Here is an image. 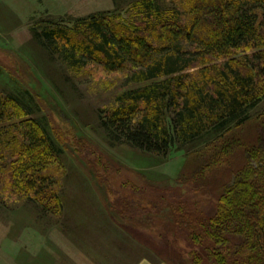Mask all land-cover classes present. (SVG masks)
<instances>
[{"label":"trees","instance_id":"16d2710c","mask_svg":"<svg viewBox=\"0 0 264 264\" xmlns=\"http://www.w3.org/2000/svg\"><path fill=\"white\" fill-rule=\"evenodd\" d=\"M165 1L170 8L158 0L136 2L132 31L103 14L37 38L71 64L90 60L107 70H127L126 81L137 88L98 115L112 142L165 157L174 147L220 135L196 169H216L212 207L173 203L169 236L175 239L163 242L168 259H182L185 252L175 251L180 240L188 259L182 264H264V138L229 147L232 137H223L232 126L249 123L264 99V0ZM201 63V72L190 74ZM27 105L15 96L0 97V122H14L15 131L11 140L8 127L0 126V182L47 209L60 208L51 175L59 150L25 112ZM254 118H263L264 130V110ZM231 147L242 152V162L224 170Z\"/></svg>","mask_w":264,"mask_h":264},{"label":"rangeland","instance_id":"374dc122","mask_svg":"<svg viewBox=\"0 0 264 264\" xmlns=\"http://www.w3.org/2000/svg\"><path fill=\"white\" fill-rule=\"evenodd\" d=\"M142 1L0 0V97L25 100V112L59 150L51 175L60 199V208L47 209L0 182V264L188 262L182 241L175 246L185 252L178 262L167 258L163 242L174 202L212 207L216 169L201 174L196 169L220 135L179 145L165 157L112 142L98 115L121 105L123 94L137 88L126 81L127 70H107L90 60L71 64L37 38L48 30H73L82 25L78 20L103 14L132 31L138 18L133 5ZM158 4L170 8L165 0ZM204 67L196 65L190 74ZM263 110L264 99L251 111L249 123L223 133L224 139L232 137L229 147L236 140L250 144L264 138L263 118H254ZM13 123L0 122L11 140ZM225 153L228 166L222 169L241 164L242 152L231 147Z\"/></svg>","mask_w":264,"mask_h":264}]
</instances>
